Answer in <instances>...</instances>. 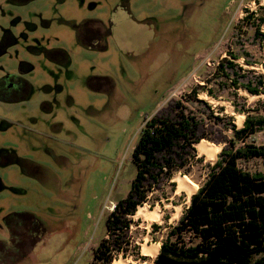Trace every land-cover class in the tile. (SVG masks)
I'll return each instance as SVG.
<instances>
[{"label":"rangeland","instance_id":"374dc122","mask_svg":"<svg viewBox=\"0 0 264 264\" xmlns=\"http://www.w3.org/2000/svg\"><path fill=\"white\" fill-rule=\"evenodd\" d=\"M263 20L264 0H0V80L30 83L0 101V241H9L4 220L14 212L34 215L44 229L34 250L21 245L6 255L0 246V264H94L106 218L135 177L141 129L170 99L206 125L203 140L221 151L218 141L243 128L245 112L264 116ZM87 35L96 40L88 44ZM11 80L4 89L16 88ZM249 141L263 145L264 132ZM4 152L34 163L31 175L7 164ZM219 153L207 161L195 149L149 193L143 206L158 208L162 220L134 215L138 250L112 263L155 264L143 244H161L191 202L173 178L199 189ZM241 166L264 171L261 160Z\"/></svg>","mask_w":264,"mask_h":264},{"label":"trees","instance_id":"16d2710c","mask_svg":"<svg viewBox=\"0 0 264 264\" xmlns=\"http://www.w3.org/2000/svg\"><path fill=\"white\" fill-rule=\"evenodd\" d=\"M245 88L251 94L260 93L258 87ZM245 113L243 128L233 127L232 138L224 136L218 141L224 146L217 162L178 224L161 240L155 264H264V171L252 172L241 166L242 161H264V144L249 141L264 132V116ZM207 136L206 125L187 115L176 99H170L146 121L132 153L135 177L128 194L106 218L108 238L94 251V264H111L117 255L125 257L130 248L138 250L131 235V218L150 192L171 179L173 171L186 166L195 156L194 144ZM24 217H29L40 238L43 226L30 213H11L4 222L12 232ZM161 228L153 225L155 232ZM0 246L6 244L0 241Z\"/></svg>","mask_w":264,"mask_h":264},{"label":"flooded vegetation","instance_id":"af4514ba","mask_svg":"<svg viewBox=\"0 0 264 264\" xmlns=\"http://www.w3.org/2000/svg\"><path fill=\"white\" fill-rule=\"evenodd\" d=\"M86 39H88L90 41L96 40L91 35H89V36L87 35ZM3 40L6 41V38ZM3 40L0 42V55H1V53H2V55L6 53V50L3 46L4 45ZM8 76H9L8 78H10V80H11L10 75H8ZM8 78L6 80H3V79L0 80V101H10L13 99L11 95H15V94H19V93L22 94L30 88V83L28 81H26L25 79H23L21 76H13V78L10 82L12 84V87H16V88H12L10 90H8L7 88L4 89V87L6 86V84L8 82ZM16 79H17V82H14V80H16ZM2 159H5V162L7 164L13 163L15 165L20 166L29 175H31L30 169L33 168V166H35L34 163H32L26 159H23V158L15 155L13 153L9 154L7 152H4L2 155ZM15 213H27V212H15ZM17 227L20 229L19 231H17L15 229ZM6 228L9 232V241L4 242L6 244V246L3 248L5 250L6 255H8V253H7L8 250L11 251L13 249V247H17V250L20 251L19 248L21 245H25V246L31 245V247H32L31 249L32 250L35 249V226L33 225L32 221L29 219V217L22 218L21 222L18 223L17 226L14 227V229H12V232H11V229H9L7 226H6ZM13 233H14V235H13ZM28 239H30V241ZM21 257L23 259H25V255H23ZM4 259H6V258L4 257ZM11 259H13V258H11ZM13 261H14V259H13Z\"/></svg>","mask_w":264,"mask_h":264},{"label":"bare ground","instance_id":"6f19581e","mask_svg":"<svg viewBox=\"0 0 264 264\" xmlns=\"http://www.w3.org/2000/svg\"><path fill=\"white\" fill-rule=\"evenodd\" d=\"M262 72L264 74V69H262ZM207 99H210L208 97H205ZM210 101H213L210 99ZM239 123L242 124L244 116L238 115ZM195 149L197 150V153L199 155L205 156L207 161H215L217 154L221 151V146H216L213 144H210L206 141H200L199 143L194 144ZM173 182L177 183L178 191L183 190L187 193L188 202L190 201L192 195L196 193L198 190V187L192 183L187 177L177 175L173 178ZM180 208H176V213L174 217H178L180 214ZM135 217H140L146 220L148 223L157 222L162 220V213L158 208L155 209H149L145 206H139ZM173 217V218H174ZM179 218V217H178ZM160 249V244L155 245H147L143 244L142 246V253L144 255L149 256L150 258L156 259ZM112 264H129L126 260L119 259L115 260Z\"/></svg>","mask_w":264,"mask_h":264}]
</instances>
